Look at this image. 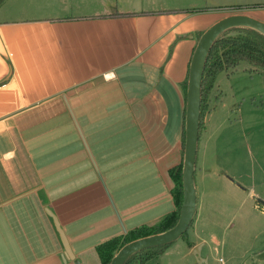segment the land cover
<instances>
[{
	"label": "crops",
	"instance_id": "0c3cea01",
	"mask_svg": "<svg viewBox=\"0 0 264 264\" xmlns=\"http://www.w3.org/2000/svg\"><path fill=\"white\" fill-rule=\"evenodd\" d=\"M238 13L264 23V0L3 1L0 264H101L99 245L175 211L170 171L183 158L190 61L200 36ZM213 115L199 139L191 225L211 194L204 182L241 190L217 168L206 178ZM196 246L206 242L182 240L198 264Z\"/></svg>",
	"mask_w": 264,
	"mask_h": 264
},
{
	"label": "rangeland",
	"instance_id": "374dc122",
	"mask_svg": "<svg viewBox=\"0 0 264 264\" xmlns=\"http://www.w3.org/2000/svg\"><path fill=\"white\" fill-rule=\"evenodd\" d=\"M252 69L240 62L217 75L219 92L214 98L213 86L208 93L200 131L202 141L213 111L203 161L206 178L217 168L241 190L213 179L204 182L202 188L211 194L201 199L193 224L168 247L166 256L168 249L148 264H196L183 257L182 240L187 238L206 242L200 253L203 259L209 255V264H264V206L248 195L252 190L264 199V73L260 76ZM198 157L200 161V150ZM199 176L197 170V181Z\"/></svg>",
	"mask_w": 264,
	"mask_h": 264
},
{
	"label": "water",
	"instance_id": "95a60500",
	"mask_svg": "<svg viewBox=\"0 0 264 264\" xmlns=\"http://www.w3.org/2000/svg\"><path fill=\"white\" fill-rule=\"evenodd\" d=\"M235 28H248L264 36V23L246 14H232L209 27L201 36L192 55L186 88L184 115V149L182 161V202L176 225L162 233L142 237L123 245L110 264H124L132 255L145 249L169 245L180 239L190 227L196 212L195 167L199 144L201 83L209 51L218 37ZM71 113V111L69 110ZM72 118L73 115L71 114ZM63 245L66 259L74 260L69 244L55 216L48 212ZM200 246L192 250L198 264L205 261L200 256ZM76 263L78 261L74 260Z\"/></svg>",
	"mask_w": 264,
	"mask_h": 264
},
{
	"label": "trees",
	"instance_id": "16d2710c",
	"mask_svg": "<svg viewBox=\"0 0 264 264\" xmlns=\"http://www.w3.org/2000/svg\"><path fill=\"white\" fill-rule=\"evenodd\" d=\"M3 1L4 0H0V5ZM232 32H236L238 35L231 36L230 33ZM240 62L248 63L256 73H264V36L262 34L248 28H235L223 33L212 45L206 60L201 83L199 139L202 118L207 107L208 93L214 86L217 75L221 71L235 68ZM186 88L187 83L185 85V89ZM181 172V164L170 171V176L175 182V187L172 190V197L176 208L175 211L165 216L154 229L146 227L135 229L123 238H114L99 245L96 250L101 264H110L115 253L126 243L142 237L165 232L176 225L179 219L182 202ZM170 245L171 244L140 251L132 255L124 264H148L151 260L161 256Z\"/></svg>",
	"mask_w": 264,
	"mask_h": 264
}]
</instances>
